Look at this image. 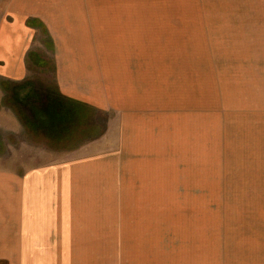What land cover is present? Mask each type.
<instances>
[{
  "label": "rangeland",
  "instance_id": "obj_1",
  "mask_svg": "<svg viewBox=\"0 0 264 264\" xmlns=\"http://www.w3.org/2000/svg\"><path fill=\"white\" fill-rule=\"evenodd\" d=\"M0 264H264V0H0Z\"/></svg>",
  "mask_w": 264,
  "mask_h": 264
},
{
  "label": "crops",
  "instance_id": "obj_2",
  "mask_svg": "<svg viewBox=\"0 0 264 264\" xmlns=\"http://www.w3.org/2000/svg\"><path fill=\"white\" fill-rule=\"evenodd\" d=\"M59 9H60L61 15H62V18H61V21L60 22H65V23L66 22H69V25H70L69 27H71V28H80V27L83 28L84 27L86 29H87V27H88V29H90L92 27L93 17H92L91 11L87 8V6H85V5H83V6L82 5H79L78 6L76 4L75 5H71V4L70 5L69 4L68 5H66V4H60ZM56 18H58V20H59L60 17H56ZM58 20L56 21L54 19V22H56V24H54V26H57L58 23H60V22H58ZM85 35L87 36V38H86V44H85V46H86L85 47V51L88 54H91L92 55L93 52L91 51V46L93 47V37H92V35L90 34L89 31L87 33L85 31ZM130 54H131V52H128L127 57L123 59L125 64L128 63L130 61V59H133L134 58ZM92 60H93V56H92L91 61ZM94 60L95 61L90 62V63H92V70H93L94 65H97L98 66L100 59H99V57L94 56ZM101 63L102 62L100 60V64ZM67 64H69L68 66H70V65L71 66L70 67H65V66L60 67V73H61V75L62 76H72L73 81L75 83L79 84V83L84 82V84L86 85V83L88 81V78H89V74L90 75L93 74L91 72H88V67H80L79 66L80 63L78 62V60L76 59V57L75 58H72V61H69ZM125 68H127V67H125ZM128 68H129V66H128ZM130 70H131V73L130 72H128V73L130 74V77L132 78V76L134 75V67H132ZM83 73H84V78L82 79V77H83L82 74ZM75 77H77V78H75ZM131 78L128 81H130ZM77 90H79V89L71 90V88H70L69 91H74L75 92Z\"/></svg>",
  "mask_w": 264,
  "mask_h": 264
}]
</instances>
